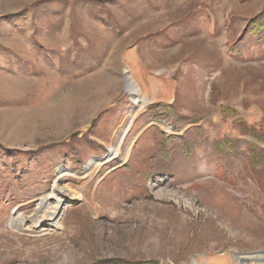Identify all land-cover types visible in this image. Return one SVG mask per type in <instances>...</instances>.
I'll list each match as a JSON object with an SVG mask.
<instances>
[{
  "label": "rangeland",
  "instance_id": "rangeland-1",
  "mask_svg": "<svg viewBox=\"0 0 264 264\" xmlns=\"http://www.w3.org/2000/svg\"><path fill=\"white\" fill-rule=\"evenodd\" d=\"M259 21L264 0H0V264L263 252ZM55 184L76 194L62 229L9 226Z\"/></svg>",
  "mask_w": 264,
  "mask_h": 264
},
{
  "label": "bare ground",
  "instance_id": "bare-ground-1",
  "mask_svg": "<svg viewBox=\"0 0 264 264\" xmlns=\"http://www.w3.org/2000/svg\"><path fill=\"white\" fill-rule=\"evenodd\" d=\"M124 84L134 106H138L142 100V93L139 86L128 76L127 72L124 73ZM75 198V192L55 184L50 192L39 201L32 215L24 217L19 214H14L9 220V226L15 229L27 228L40 231H59L62 229L61 219L63 210L67 205L73 203ZM235 258L239 264H251L258 261L264 262V252H255ZM191 264L196 263L193 261Z\"/></svg>",
  "mask_w": 264,
  "mask_h": 264
},
{
  "label": "trees",
  "instance_id": "trees-1",
  "mask_svg": "<svg viewBox=\"0 0 264 264\" xmlns=\"http://www.w3.org/2000/svg\"><path fill=\"white\" fill-rule=\"evenodd\" d=\"M257 24H261L259 26L261 28H264V21H259ZM150 111H151L150 113L153 116L155 122H159L162 116H163V120L165 121L175 122L174 119L172 118V109L170 106L166 104L158 103L157 105H155V108ZM219 113L222 116L223 120H228L231 117L230 114H232V111H230L227 108L220 107ZM257 142L264 145V140L257 139ZM160 152H163V147L160 148ZM163 156L167 158V156L165 155Z\"/></svg>",
  "mask_w": 264,
  "mask_h": 264
},
{
  "label": "water",
  "instance_id": "water-1",
  "mask_svg": "<svg viewBox=\"0 0 264 264\" xmlns=\"http://www.w3.org/2000/svg\"><path fill=\"white\" fill-rule=\"evenodd\" d=\"M264 252V251H263ZM263 252H261V253H263ZM261 263V262H260ZM262 263H264L263 261H262Z\"/></svg>",
  "mask_w": 264,
  "mask_h": 264
}]
</instances>
